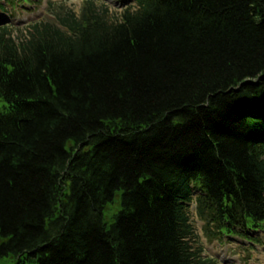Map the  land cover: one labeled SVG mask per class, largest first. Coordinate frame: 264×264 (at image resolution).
<instances>
[{"label": "trees", "instance_id": "obj_1", "mask_svg": "<svg viewBox=\"0 0 264 264\" xmlns=\"http://www.w3.org/2000/svg\"><path fill=\"white\" fill-rule=\"evenodd\" d=\"M135 3L0 24V264H216L192 204L264 231V0Z\"/></svg>", "mask_w": 264, "mask_h": 264}, {"label": "rangeland", "instance_id": "obj_2", "mask_svg": "<svg viewBox=\"0 0 264 264\" xmlns=\"http://www.w3.org/2000/svg\"><path fill=\"white\" fill-rule=\"evenodd\" d=\"M82 0H16L14 5H5L0 8V24L11 28L12 38L17 40L20 32H26L28 26L37 21L54 22L52 16L47 12V7L65 6L76 14L78 13ZM108 6L111 16H116L127 7L134 8L135 0H98ZM0 101V111L4 107ZM116 204V205H115ZM116 207V208H115ZM119 204L114 202L105 212V219L117 211ZM190 222L198 236L199 243L203 248L202 256L210 258L216 264H264V231L254 233L253 241L245 240L236 235L223 237L221 240L209 242L203 235L202 225L195 213V205L188 208Z\"/></svg>", "mask_w": 264, "mask_h": 264}]
</instances>
